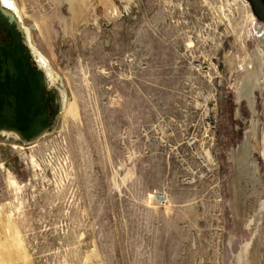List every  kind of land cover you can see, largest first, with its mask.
<instances>
[{"label":"rangeland","instance_id":"obj_1","mask_svg":"<svg viewBox=\"0 0 264 264\" xmlns=\"http://www.w3.org/2000/svg\"><path fill=\"white\" fill-rule=\"evenodd\" d=\"M75 1L1 0L64 96L0 136V264H238L246 0Z\"/></svg>","mask_w":264,"mask_h":264},{"label":"water","instance_id":"obj_2","mask_svg":"<svg viewBox=\"0 0 264 264\" xmlns=\"http://www.w3.org/2000/svg\"><path fill=\"white\" fill-rule=\"evenodd\" d=\"M246 2L256 62L244 89L251 119L235 163L241 201L238 264H264V0ZM0 29L9 39L0 44V136L32 145L54 131L64 95L51 86L49 68L33 65L26 28L1 0Z\"/></svg>","mask_w":264,"mask_h":264},{"label":"bare ground","instance_id":"obj_3","mask_svg":"<svg viewBox=\"0 0 264 264\" xmlns=\"http://www.w3.org/2000/svg\"><path fill=\"white\" fill-rule=\"evenodd\" d=\"M68 1V3H69V5H70V12H71V14H72V17L70 18L71 20H72V22L74 21V18H76L77 17V15H78V12L79 11H77V4H76V1L75 0H67ZM84 4V3H83ZM3 5V4H2ZM80 6V5H79ZM82 7V6H81ZM113 8V7H112ZM81 10H83V8H80ZM9 10V9H8ZM79 10V9H78ZM113 10V9H112ZM11 11V10H10ZM117 11V10H116ZM81 12V11H80ZM85 12V11H84ZM83 12V13H84ZM83 13H81V14H83ZM108 13V12H107ZM80 16V15H79ZM79 19V18H78ZM111 19V18H110ZM77 21V20H76ZM246 57V56H245ZM230 58V57H229ZM248 73H250V72H248ZM246 74V73H245ZM249 76V75H248ZM244 92V91H243Z\"/></svg>","mask_w":264,"mask_h":264},{"label":"flooded vegetation","instance_id":"obj_4","mask_svg":"<svg viewBox=\"0 0 264 264\" xmlns=\"http://www.w3.org/2000/svg\"><path fill=\"white\" fill-rule=\"evenodd\" d=\"M8 42H9V39L6 36V32H4L0 29V44H8ZM33 65H34V63H33ZM49 112L51 114L50 120H52V118L54 117V113H53L51 104H50Z\"/></svg>","mask_w":264,"mask_h":264}]
</instances>
